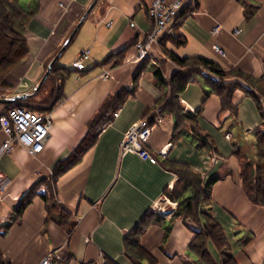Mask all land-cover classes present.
Segmentation results:
<instances>
[{
	"label": "crops",
	"instance_id": "obj_1",
	"mask_svg": "<svg viewBox=\"0 0 264 264\" xmlns=\"http://www.w3.org/2000/svg\"><path fill=\"white\" fill-rule=\"evenodd\" d=\"M151 1H98L57 61L61 70L26 103L0 104V117L23 104L40 105L53 122L38 157L22 147L0 157V252L12 264H41L49 256L52 264H137L127 253L128 242L150 213L163 221L141 238L149 257L138 264H205L189 248L197 225L156 211L162 201H180L173 197L181 179L173 166L179 164L205 183L216 178L206 209L223 228L236 264H264V208L251 202L241 178L240 156L256 160V137L249 136L262 126V116L255 101L237 90L233 103L239 111L233 117L222 112L217 94L209 95L207 76L193 75L183 92L171 82L182 71L173 55L264 79V0H197L181 13L175 37L153 46L143 63L135 62V44L152 29ZM93 2L40 0L25 33L29 55L7 76L10 87L0 88V99L34 93ZM216 45L225 57L214 51ZM84 51L89 58L79 71L73 63ZM57 87L62 90L56 94ZM172 96L177 106L170 105ZM97 119L93 145L56 175ZM143 119L152 129L147 149L158 155L157 164L119 153L125 133ZM5 140L0 127V146ZM54 182L51 194L48 185ZM24 200L31 201L19 214ZM208 249L221 264L211 240Z\"/></svg>",
	"mask_w": 264,
	"mask_h": 264
},
{
	"label": "trees",
	"instance_id": "obj_2",
	"mask_svg": "<svg viewBox=\"0 0 264 264\" xmlns=\"http://www.w3.org/2000/svg\"><path fill=\"white\" fill-rule=\"evenodd\" d=\"M39 3L40 0H33L35 6L33 4L24 6L21 0H0V88L2 89L10 87L6 82L7 76L17 66L22 64L29 55V47L25 33L28 24L39 11ZM72 42L73 40L70 44H72ZM172 59L182 69L181 73L171 81L173 88L177 89L178 92L185 91L193 75L207 74L208 76L204 77L212 88L209 95L217 94L220 97V108L222 112H230L233 117H237L239 106L234 105L233 96L237 90H243L255 101L262 116V126H264V79H254L252 76H247L233 69L225 70L217 63L201 58L195 57L181 60L173 55ZM59 70H61V68L56 64L48 79L54 77ZM157 76L162 78L160 72H157ZM212 76L215 79H213ZM61 90V87H57L56 94ZM58 96L59 95H56L55 99L59 98ZM176 100L177 97L172 96V103L170 105L177 106ZM41 107L42 106L37 105L30 109L37 110V108L40 109ZM104 111H106V108ZM103 113L102 111L100 115ZM99 119L91 123L89 133L75 151L74 155L67 161L58 165L55 171L56 175L61 174L64 168L68 166L72 167L75 164V160L80 159L93 145L98 134L96 130L97 126L100 124V121H98ZM262 126L255 129L256 160L251 162L244 156H240L238 151H236L235 154H238L242 161L241 178L246 195L252 203L264 208V130ZM206 144L209 145L208 143ZM173 167L175 171L181 175V179L179 180L175 192H173V197L180 201H178V207L172 219H190V221L197 225L195 238L189 246L190 251L195 256L199 257L205 264H217L213 261V257L208 249V243L211 240L220 251L221 264H236L234 257L229 253L231 245L229 244L223 228L216 221V218L206 209L210 199V194H208V192L216 178L205 183L201 177L189 169L188 166L179 164ZM42 182L44 181L36 185L32 191H35ZM48 186L51 194H53L56 182ZM188 191H191L192 194L189 195ZM30 201L31 200H24L17 212L21 214ZM162 221L163 219H161L159 215L150 213L142 220L135 234L132 233V237H130L128 242L127 253L135 263L138 264L141 260L149 257V254L141 248V238L151 226L161 223ZM167 231L169 233L170 228H168ZM168 233L167 237L169 235ZM0 264L12 263L6 260L0 252Z\"/></svg>",
	"mask_w": 264,
	"mask_h": 264
},
{
	"label": "built area",
	"instance_id": "obj_3",
	"mask_svg": "<svg viewBox=\"0 0 264 264\" xmlns=\"http://www.w3.org/2000/svg\"><path fill=\"white\" fill-rule=\"evenodd\" d=\"M197 0H152L149 7V18L152 22V29L135 44V62H144L151 57L153 46L162 42L169 36H174L173 27L179 20L181 13L189 6H195ZM111 22L107 24L111 27ZM220 27L213 31L217 35ZM240 33L237 31V34ZM214 51L221 57L226 56V52L216 45ZM89 58L88 51L82 52L73 63L75 69L82 71L85 69V62ZM108 78V73L103 75ZM161 110L158 108V113ZM53 122L51 116L25 106H17L8 110L0 117L1 130L6 135L5 142L0 146V157L12 154L18 147L25 149L32 157L41 155L51 135ZM152 136V129L148 119L140 120L129 128L124 138L120 142L121 155L136 154L142 160L157 164L158 155L152 154L147 149V141ZM166 154V151L161 153ZM2 175L0 174V197L4 190L2 187ZM177 203L162 201L156 205V211L161 217H172L177 210ZM41 264H52V258L46 257Z\"/></svg>",
	"mask_w": 264,
	"mask_h": 264
},
{
	"label": "water",
	"instance_id": "obj_4",
	"mask_svg": "<svg viewBox=\"0 0 264 264\" xmlns=\"http://www.w3.org/2000/svg\"><path fill=\"white\" fill-rule=\"evenodd\" d=\"M98 1L100 0H94V2L92 3V5L89 7L88 11L85 13V15L82 17V19L80 20L79 24L77 25V27L74 29V31L71 33L69 39L67 40V42L65 43V45L63 46V48L61 49V51L59 52V54L56 56V58L52 61V63L50 64L46 74L44 75L43 79L41 80V82L39 83L38 86H36V90L34 91V93L28 95V94H24V95H18L15 97H12L10 99H0V104H7V105H12V104H16L19 103V101H25L30 99L31 97H34L43 87V85L45 84V82L47 81V79L49 78L53 67L55 66V64L57 63V61L59 60V58L61 57V55L63 54V52L66 50L67 46L70 44V42L73 40V38L75 37V35L77 34V32L79 31L80 27L82 26V24L84 23V21L87 19L88 15H90V13L93 11V9L96 7V5L98 4ZM205 76H208L207 74Z\"/></svg>",
	"mask_w": 264,
	"mask_h": 264
},
{
	"label": "rangeland",
	"instance_id": "obj_5",
	"mask_svg": "<svg viewBox=\"0 0 264 264\" xmlns=\"http://www.w3.org/2000/svg\"><path fill=\"white\" fill-rule=\"evenodd\" d=\"M21 3L24 5V6H29V4L30 3H32V0H21ZM31 5V4H30ZM21 104L22 103H26L27 101H19ZM25 107H28V108H31L32 106H30V105H27V104H23ZM37 110L38 111H44V109L43 108H40V109H38L37 108ZM256 133V130H254V135H250L249 136V138H250V140H252L253 139V137L255 138V134ZM251 143V141H249V144Z\"/></svg>",
	"mask_w": 264,
	"mask_h": 264
},
{
	"label": "bare ground",
	"instance_id": "obj_6",
	"mask_svg": "<svg viewBox=\"0 0 264 264\" xmlns=\"http://www.w3.org/2000/svg\"><path fill=\"white\" fill-rule=\"evenodd\" d=\"M40 112V111H39ZM42 113H47V112H42ZM48 114V113H47Z\"/></svg>",
	"mask_w": 264,
	"mask_h": 264
}]
</instances>
